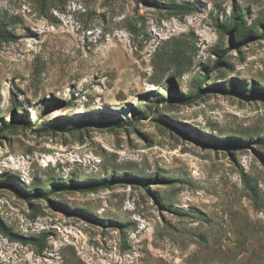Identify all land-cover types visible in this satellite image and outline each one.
I'll return each mask as SVG.
<instances>
[{
    "label": "rangeland",
    "instance_id": "1",
    "mask_svg": "<svg viewBox=\"0 0 264 264\" xmlns=\"http://www.w3.org/2000/svg\"><path fill=\"white\" fill-rule=\"evenodd\" d=\"M236 10L258 32L240 45L219 26ZM0 16L20 36L0 39V128L17 122L0 219L47 237L0 230V264H264V0H0ZM206 75L194 104L159 103Z\"/></svg>",
    "mask_w": 264,
    "mask_h": 264
},
{
    "label": "trees",
    "instance_id": "2",
    "mask_svg": "<svg viewBox=\"0 0 264 264\" xmlns=\"http://www.w3.org/2000/svg\"><path fill=\"white\" fill-rule=\"evenodd\" d=\"M169 8L178 12V13H189V12L193 11V9H194L189 4H177V3L171 4ZM9 25H10V20L7 17L0 16V39L2 41H5V42H17L20 39V36H18L15 32H13L10 29ZM219 26L222 27L225 31L231 32L233 34V36L237 38L238 45H240L242 43L243 39H246L247 37H250V38L256 37L257 33H258L253 26H248L246 24L245 15L242 13H238L237 10L233 13V22L231 25L219 24ZM260 37L262 39H264V31L260 35ZM211 72H212V70L209 71V73H211ZM208 76L209 75H206L205 78L201 82H199L198 92L195 96L189 95V96H184L182 98L177 97L176 95L172 94L171 86L170 87L168 86V88L166 89V92L169 94V96L168 97H166L165 95L160 96L159 103L165 104L167 102L177 100V101L184 103L186 105L194 104L196 102V100L202 96L201 89H202L203 85L205 84ZM141 117H147V114L143 113V114H141ZM141 117H139L138 119H141ZM16 123L17 122H14L13 124L11 123L9 125L4 124L3 127L0 128V133L12 129ZM101 123H103L104 125H112V124L125 125L128 122L104 121ZM0 139H1V135H0ZM201 143L203 145H206V146L210 145V143H207V144H204L203 142H201ZM214 147L216 149H218L217 145H214ZM221 147H226L227 149H230L231 147H235V146H234V144L229 142L227 144H223ZM121 182H119V183H121ZM246 182L250 183L248 180H246ZM55 183H58V182H55ZM113 184H114V182H106V183H102V184L93 183V184L87 185L86 189L92 190V191H97L101 188H106V187H109ZM70 187H73V186L72 185H70V186L66 185V186L62 187L61 190L67 191V190L71 189ZM146 187H147V185H146ZM51 193H55V192L53 191ZM51 193L46 192V193L41 194V196L44 199L48 200L49 196H51ZM34 197L35 196H31V197H28V199H33ZM0 230L3 233H5L6 235H8L10 237H14L16 240L21 241L25 244H34L40 250H43L45 248L46 241H47L46 235H42L40 237H24V236H21L19 234H15V232H13L11 228L4 225V223L1 221V219H0Z\"/></svg>",
    "mask_w": 264,
    "mask_h": 264
}]
</instances>
